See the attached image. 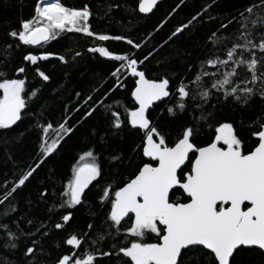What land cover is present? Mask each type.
Wrapping results in <instances>:
<instances>
[{"label":"snow or ice","instance_id":"snow-or-ice-1","mask_svg":"<svg viewBox=\"0 0 264 264\" xmlns=\"http://www.w3.org/2000/svg\"><path fill=\"white\" fill-rule=\"evenodd\" d=\"M159 2L136 0L132 7L110 0L104 16H110L113 8L122 6L146 16L153 13ZM184 3L185 0H180L172 7L165 21ZM216 3L217 0H211L205 4L162 41L154 40L152 33L143 43L124 35L97 33L90 24L93 12L89 5L74 9L60 2L36 5L33 17L21 20L19 29L8 31L7 49L13 45L16 48L21 45L42 47V42L55 40L66 32L82 33L100 42L124 41L131 47L122 52H113L106 46L88 48L89 52L98 54L97 59L105 58L109 63L108 76L114 79L102 98L94 99L91 93L83 98V111L79 106L81 93L77 92L78 103L64 105L55 127L50 121L37 125L40 151L33 164L26 171L22 170V174L11 182V187L0 195V205L8 201L0 215L7 217L16 211L13 194L30 182L33 174L57 152L62 142L71 139L82 121L95 118L94 113L104 117L114 137L120 136L123 128L142 133L140 142L132 145L130 155L119 152L108 158L117 176L123 175L121 168H131L137 157L141 160L121 186L114 190L110 182L101 191L99 201L106 210L99 226L88 223L87 231L82 234L67 233L66 226L72 220L70 212L60 214L58 220L50 218L51 229L42 221L28 233H23L18 221H12L17 231L31 241L24 252L29 257L27 264H37V254H50L45 253L43 240L52 229L67 233L55 244L61 251L54 264H109L113 259L116 264H249L245 257L251 253L257 254V264H264V115L249 125L254 126L255 130L250 134L257 140L247 153L245 142L234 124L216 119L217 105L244 108L250 107L256 99L264 104V0H250L235 14L225 16L209 13ZM206 14L207 20L219 19L220 23L203 41V58L198 56L196 62L187 64L183 70L171 67L156 79L148 78L146 62L169 42L179 39L186 30L193 32L195 24H204ZM162 27L163 21L153 28V32ZM149 45L151 48L145 53L143 49ZM80 55L75 53V56ZM172 56L170 53L158 64H170ZM174 56L188 59L191 53L176 49ZM50 57L61 63L68 62L65 56L48 52L39 55L28 52L23 61L36 66L37 76L48 82L51 76L38 62L48 61ZM241 70L248 76L237 83L236 77ZM25 71V67L15 69L17 74ZM0 78V129H10L27 114V100L38 99L39 89L26 92L25 79L8 78L3 70H0ZM129 78L134 81L130 95L135 106L128 109L116 101L105 103L108 95L116 88H122ZM98 91L99 86L93 88V92ZM173 100L175 104L171 103ZM157 101L165 104L170 117L178 119L185 114L190 117L191 122L184 125L172 143H169L168 130L160 126L159 116L154 120L150 111ZM121 108L124 109L123 119ZM72 113L80 115L73 121ZM205 124L214 127V139L200 146L195 141L200 138ZM241 124L243 126V121ZM91 135H96L95 129ZM142 157L149 159L145 161ZM152 162L158 163L154 166ZM102 175L103 168L94 149L84 151L67 187L60 193V207L81 205L85 189ZM38 196L47 200V189L38 192ZM32 223L29 219L28 224ZM149 234H155L157 242H147ZM0 235L12 238L13 242L4 239L5 249L17 247L14 241L19 237L8 223L0 222Z\"/></svg>","mask_w":264,"mask_h":264},{"label":"trees","instance_id":"trees-1","mask_svg":"<svg viewBox=\"0 0 264 264\" xmlns=\"http://www.w3.org/2000/svg\"><path fill=\"white\" fill-rule=\"evenodd\" d=\"M45 0H0V70L7 73L8 78H21L26 81V92L39 89L38 99L33 97L27 100L28 107L25 109L26 115H22L18 124L10 129H0V195L11 187V182L17 179L22 170L26 171L29 165H32L40 151V130L38 124H44L46 121L53 123L54 127L61 119V113L64 105L77 104L78 100L75 93L80 92L81 98L79 106L83 111L82 100L88 94H92L94 99H100L108 89L114 78L108 76L109 63L105 62V58L97 59L98 54L88 51L93 46H106L113 52H122L131 46L124 41L110 40L107 42L97 41L94 37H87L82 33H62L55 40L39 47L23 46L16 48L15 45L11 49H7L10 42L7 33L10 29H19L21 20L30 19L35 15L34 9L36 5H40ZM64 6L81 9L85 4L89 5L93 16L90 18L92 29L97 33H106L109 35H124L134 41L143 43L149 39V33L156 41H162L167 35L178 25L186 23L192 15L200 10L205 4L211 0H185L184 4L177 9L165 21L167 13L180 2V0H163L157 8L148 16L143 14L132 13L125 7L113 8L110 16L105 17L107 6L110 0H57ZM113 3H120L135 7L136 0H111ZM250 0H217L209 9V13L213 16H225L226 14L235 12ZM103 17V18H101ZM163 21V27L158 32H153V28ZM204 24H195L193 32L185 31L179 39L169 42L167 46L148 63L149 70L146 73L148 78L156 79L171 67L183 68L190 63L196 62L197 57L201 56V47L203 41L210 30L218 27L220 20L209 21L207 14L205 15ZM195 23V22H194ZM232 26H230L231 29ZM151 48H144L146 53ZM176 49H182L191 53L188 59H176L174 54ZM135 51V50H134ZM11 55H8V53ZM28 52L39 55L41 52L56 53L65 56L68 61L66 64L61 63L55 57H50L48 61H39L41 69L51 76V80L43 82L35 72L34 65L23 61V56ZM81 53L75 56V53ZM172 53L171 63L158 64ZM25 67V73L17 74L15 69ZM248 73L241 70L236 77V82L246 79ZM2 79V78H0ZM102 85V86H101ZM99 86L98 92H93V88ZM243 86V85H241ZM134 89V81L126 79L122 88H116L112 91L105 103L119 102L126 105L128 109H132L134 105L133 98L130 93ZM27 99V98H26ZM168 99V98H167ZM166 99V100H167ZM175 104V100L171 102ZM215 103V100L212 101ZM43 106V107H42ZM121 118L124 117V109L121 108ZM163 111V115L160 113ZM43 112V114H42ZM153 118L159 116L160 126L164 127L170 133L169 143L177 138L180 130L185 124L190 123V117L185 114L181 118L170 117L166 111V106L161 103L152 110ZM198 114V113H197ZM80 113H72L73 121ZM264 115V104L258 99L251 103L250 107L241 108L236 106L233 108L230 104L217 105L216 119L220 122H232L238 134L244 140V151L247 153L253 149L256 137L250 133L255 130L254 126H249L257 117ZM89 117L81 122L76 132L72 135L67 143H61L60 148L52 156L47 158L45 162L37 169L30 182L17 192L14 193L16 211L10 216L4 217L0 215V222L8 223L11 230L16 232L19 239L14 242L17 244L15 249L3 247L4 239L13 242L11 237L4 238L0 235V264H27L29 257L24 255L27 246L31 241L20 231H17L16 224L12 221L15 219L19 223L23 233L34 231L43 221L49 224L51 229L50 218L59 219L60 214L72 213V220L66 226L67 233L82 234L87 231L88 223H94L99 226L103 219V213L106 206H101L99 196L101 191L110 182L113 189L122 185L133 173L135 168L140 164L141 157H137L131 168H121L122 176L115 175L114 165L109 164V157L115 153L123 152L125 156L130 155V149L133 144L140 142L142 133L136 130L123 128L121 135L112 136L109 132V125L103 116ZM243 121V126L241 124ZM92 129L96 130V135L92 136ZM103 138V139H102ZM214 139V127L204 125L200 138L195 142L197 145L205 146ZM89 148L94 149L98 161L103 168L102 178H97L91 189L83 198V203L75 207H60V193L66 188L69 180L74 174V169L79 161L80 155ZM147 161L146 157H142ZM153 163V162H152ZM155 166L156 164L153 163ZM47 189V200H42L38 196V192ZM11 199V198H10ZM67 199V197H64ZM175 199V197H173ZM0 205V213L3 212L5 206ZM52 209V212H49ZM31 219L33 223L28 224ZM127 225H125L126 229ZM124 230H122L123 234ZM60 230L52 229L50 235L43 240L45 253L44 256L36 255L37 264L44 261L45 264H54L61 250L55 247L58 240L63 238ZM147 242H157L155 234H149L146 237ZM123 243V240H120ZM249 264H257L258 257L256 253H251L245 257ZM107 259V258H105ZM109 264H116L115 259Z\"/></svg>","mask_w":264,"mask_h":264},{"label":"water","instance_id":"water-1","mask_svg":"<svg viewBox=\"0 0 264 264\" xmlns=\"http://www.w3.org/2000/svg\"><path fill=\"white\" fill-rule=\"evenodd\" d=\"M161 2H163V0H160L159 4H160ZM159 4H158V5H159ZM155 9H156V8H155ZM155 9H154V10H155ZM154 10H153V11H154ZM150 14H151V13H150ZM150 14H147L146 16H148V15H150ZM143 15H144V14H143ZM50 41H51V40H50ZM50 41H48V42H42V45L47 44V43H49ZM32 47H39V46H32ZM165 99H167V98H165ZM161 103H162V102L157 101V102L154 104L153 108H154L155 106L160 105ZM152 110H153V109H150V111H152ZM18 122H19V121H17L16 124L13 125L12 127L16 126V125L18 124ZM190 156H191V154H190ZM146 158H147V157H146ZM147 159H149V158H147ZM153 163L157 164L158 162H153ZM95 181H96V180H94V181L92 182V184L89 185L88 189H85V192H86V193L91 189V187L93 186V184L95 183ZM83 198H84V197H83Z\"/></svg>","mask_w":264,"mask_h":264},{"label":"rangeland","instance_id":"rangeland-1","mask_svg":"<svg viewBox=\"0 0 264 264\" xmlns=\"http://www.w3.org/2000/svg\"><path fill=\"white\" fill-rule=\"evenodd\" d=\"M57 2H59V1H57V0H45V1L41 2L40 5L43 6L45 4H51V3H57Z\"/></svg>","mask_w":264,"mask_h":264},{"label":"bare ground","instance_id":"bare-ground-1","mask_svg":"<svg viewBox=\"0 0 264 264\" xmlns=\"http://www.w3.org/2000/svg\"><path fill=\"white\" fill-rule=\"evenodd\" d=\"M44 6V5H43Z\"/></svg>","mask_w":264,"mask_h":264}]
</instances>
